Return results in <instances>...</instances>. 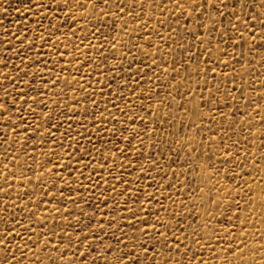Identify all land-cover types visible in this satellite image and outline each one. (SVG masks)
<instances>
[{"label":"snow or ice","instance_id":"obj_1","mask_svg":"<svg viewBox=\"0 0 264 264\" xmlns=\"http://www.w3.org/2000/svg\"><path fill=\"white\" fill-rule=\"evenodd\" d=\"M146 2L150 9L147 14L145 12V0H30V6H25L26 0H21V7L17 9V13L21 14V18H23L29 11L34 10L40 16V21L36 24V27L40 28L44 15L49 8L53 10L58 8L61 11L69 9L64 14L66 27L71 29L73 37H75L76 31L82 30L83 35L76 38L79 44H83L90 36L97 38L95 45L87 44L85 45V49H91V52L95 53L98 57V63L100 64L108 63L109 56H113L115 59L114 54L117 51V45H119L125 48L129 55L133 54L132 49H137L145 59L148 58L151 51V64L145 63V68H156L159 71L156 58L157 54L160 53L159 46L166 44L168 40H172L176 48L182 50V58L178 62L173 60V65H179L176 68L175 75L176 77H180L181 68L185 73L184 77H180L176 81V94L180 95V101L176 102L178 110L189 114L190 123L196 131H199L200 127L195 124L196 119L202 121L205 115H207L214 122L216 113L223 119L224 112L220 111V109L222 107L226 108L231 113L233 108H229V104L236 107L234 101L240 98V93L242 92V89L237 88L236 84V65H239L243 60L244 64L250 67L251 61L247 59L248 54H252L254 58L257 49L264 52V0H167V4L164 3V0H146ZM70 5L71 8H69ZM161 5H164V7L162 8ZM137 7L139 8V12H133L132 10ZM165 8H167L169 19L174 21V24L170 23L169 20L157 18L156 23L149 26V21L152 19L151 10L159 11L160 15H163ZM71 9H84V11L73 15ZM250 13L254 14L250 15ZM141 17H144L143 21H141ZM69 18H71L70 22ZM78 21H82V23L78 24ZM74 25L76 26L75 28H73ZM130 27L132 32H137V29L139 30L136 37L140 41L139 46L129 32ZM104 29H107L106 33ZM160 29H163L164 32H160ZM44 31L45 29L41 28V32ZM56 31H59V29H56ZM28 32L29 29L25 28L23 35H27ZM113 32L127 35L129 37L128 41L118 39L112 35ZM49 35H55V32H49ZM185 35L189 38L187 45L176 40L177 36L183 40ZM153 37L156 41L155 47L153 46ZM40 39L42 41L41 47L44 44H48L45 36L41 35ZM34 41L35 36H32L27 43L28 52H31ZM58 43L59 38H57L54 44L49 45L52 53L59 56V59L52 64L51 68L47 66L46 62L42 63V55H38L35 58L36 69L32 73L28 71L21 73L18 68H15V80H19L28 88L29 92L34 94L28 96L27 93L18 91L15 87L10 92L7 90L3 91V95L0 97V124L5 129L11 127L13 137L18 136L20 133H25L23 136V144L25 146L29 139L34 138L39 133L40 138L45 142L48 139H52L54 141L53 148H55L57 146L55 143L56 137L48 127H45L43 132L40 131L42 126L41 120L44 125H52V107H48V110L44 111L46 101L50 100L49 80H51V87L55 88L57 84L61 83V78L57 75L55 79H52L53 69H56L58 73L65 72V84L69 88H72L73 92L74 98L72 103L79 104V100L75 99L77 92L82 93L81 98L85 100L83 108H71L69 111L73 115L77 111H80L84 121L94 127L88 128L85 126V122L78 120L76 123L80 125V129L74 130L71 123H69L66 131L60 137L61 142L64 141L65 136L68 138L67 143L61 147L62 154L68 160H71L67 149H78L80 156L76 157V163L80 164L81 168H87L90 160L95 163L93 154L100 155L101 151L92 143L91 137L95 136L97 143L108 146L109 151L103 153L102 165L99 170L107 172L108 176L112 177V170L116 167L118 160L120 161L121 173L112 177V192L116 196H120V200H113L112 204H109V199H112L111 196H105L102 199V203L108 210L107 216L104 214V209L100 208L99 205L94 208L92 213L80 211L75 217H73L72 211L68 208H64L63 210L56 208L55 212L62 217V223H58L54 218L51 226H49L48 219L43 213L37 215L39 200L43 199L45 195L52 197L53 193L51 191L47 193L41 192L40 197L35 201V209H29L26 204L24 205L27 215H22L21 219L27 220V223H21L11 213H9V218L5 219L3 213L8 211V204L5 203L4 207L0 208V253H3L0 256V264H21L23 259H28V264H41L39 252L49 249V241L53 237L57 238V243L51 246V250L47 253L46 264H185L184 256L191 250L193 243L198 247L204 246L200 245L199 240L190 241L188 244L184 243V240L196 233V229L200 227L197 221V217L200 214L198 210L199 206L193 204L186 211V215L191 217L192 224L195 225L191 233L179 226L180 222L177 219V217L181 216L179 212H176L172 216V219H176V225L173 226L175 227V231H173L172 227L159 215L161 209H156L155 213L146 211L145 201H147V208L150 209L156 193L169 186L175 191V185H170L168 181H165L164 184L156 187L154 192H147L146 190L141 192L139 188L132 190L129 188V181L123 177V171L129 170L135 172L136 168H138V176L140 178L148 176L151 179H154L152 172L155 171L156 176L161 177V179L171 175L176 179V184H179V177L185 173L183 171L177 172L173 168V165L179 168L181 167V163H183L185 168H194L195 160L201 159L200 150L197 146L200 142H197L195 137H192L191 139L184 140L173 139L171 144H168L167 140H162L157 136L156 152L159 155H153L151 147L148 150V154L145 155L143 151L144 129L129 126L132 121L143 119L144 127L147 128L148 114L151 113V122L156 127L148 129V132L153 134L160 133L164 123L171 124V121L168 120L169 115H173L171 113V105H166L167 111L158 118L159 104L165 103V100L161 97L157 101L156 110L154 111L151 103L153 96L149 93V106L144 108L143 103L140 105V108L143 109L144 117H139L137 113H133L131 116L127 115L125 109L118 107L115 103V100L124 101V97L115 95L111 84L108 83V78L104 82L106 87H102L99 93L96 92L95 88L91 92L84 89L81 84L84 76L80 75V69L88 65L90 57L85 55L84 59L81 60L79 44L72 47V51L75 53L73 55L69 52L68 46L61 52L56 46ZM102 44L107 46L104 51L101 50ZM229 48H231V53L228 51ZM185 49L186 55H183ZM66 53L69 54L67 62H65ZM13 54L18 55L15 49H13ZM193 56H195V59H193ZM221 56L227 57V59L221 60ZM120 58H123V54H121ZM25 59H27L29 64L33 62L32 57H21V62H25ZM7 60L8 58L6 57L5 60L0 61V67H3ZM73 61H76V64H73ZM159 61L160 63H167L163 55L159 56ZM190 62L195 64V67L190 69ZM259 63L261 67H264V56H261ZM57 64L59 65L58 69ZM116 64H119V60H116ZM69 66L74 68L76 75L80 77L79 80H76L75 77L72 80L67 79V76L72 74L69 72ZM226 68L229 69L227 72L224 71ZM92 70L91 66H89L87 72L90 73ZM137 72L139 73L140 70L137 69ZM120 75V72L116 71V66L113 65L109 78L120 81ZM124 75H131V62L129 63V71L125 72ZM22 76H30L37 84L43 83V91L38 86L33 87L29 85L28 80H23ZM229 76L232 77L231 87L236 89V95H233L229 91ZM0 77L7 84L14 83L13 77L7 73H0ZM193 77H195L196 81L193 88H200L201 91L198 93L199 100L197 103L192 108H188L186 105L189 103V98L197 95L194 91H188V85L192 84ZM221 78H223L224 82L223 89L220 86ZM213 81H215V84H213ZM140 83H142V78L139 81H133L131 94H135L134 90ZM73 84L78 85V87H73ZM260 86L264 87V80L260 82ZM127 87V81L117 84V89ZM204 89H207V96L204 95ZM105 92L113 93V99L109 100L104 97ZM56 94L51 93V95ZM94 95L104 97L103 110L100 107L101 102L93 99ZM141 95H143V91ZM155 95L159 96V92L157 91ZM166 96L175 101V96L171 92L166 93ZM16 97H19V101L16 100ZM257 100H259V97H257ZM89 101L91 102L93 111L88 110ZM124 102L131 104V101ZM25 103L29 105L28 108H24ZM55 103L57 102H53V104ZM109 104H111L112 109H115L116 115H113L112 110L108 108ZM67 107L68 101L65 100L61 108L55 109L56 115L63 116V109ZM259 107L260 105L257 104V110ZM205 108L208 109L207 113L202 110ZM37 109L40 111H37ZM41 112L43 113L42 116ZM97 112L99 115H97ZM105 112H107V116ZM13 116L16 117L15 120L12 119ZM88 117H91V119L89 120ZM173 119H175L174 115ZM240 119H243V116H240ZM249 119H251V116ZM181 123L183 124V118H181ZM259 124L261 126L259 149H264V116L260 118ZM56 127H59V125H56ZM250 127H252L251 124ZM73 131L76 132L75 136L72 135ZM117 133H119V137ZM3 136L7 137L8 132L4 131ZM186 136L187 133H185ZM133 139H136L139 148L132 144ZM79 140L85 141L84 147L79 146ZM117 140H122L123 143L118 145ZM210 140L215 142V137H210ZM4 142L10 147L11 143H14V140L6 139ZM184 143L189 145L186 150L183 149ZM221 143L223 144V141ZM160 144L168 145L170 154L166 159L163 157V148L159 146ZM177 144L180 145V148L172 147V145ZM88 145L92 146L89 148ZM181 151L184 152V155H181ZM219 151L225 153L221 161L222 165L226 166L231 163L232 167L240 166L238 162V150L232 152L229 151L227 145H223ZM129 153L137 159L135 161L130 160ZM8 155L10 153L6 152L5 158ZM252 155V153H248L245 156V160ZM81 156L84 158L83 160H81ZM233 157H237V159H233ZM261 159H264V152L261 153ZM109 160H111V167L104 168L103 165L109 164ZM45 163H48V161H45ZM207 167L211 168V164L209 163ZM65 168H67V163L60 165L59 171H64ZM28 170L31 171L30 168ZM73 170L78 171L77 169ZM47 171L52 174L50 176V180L53 181L50 185L51 189H57L55 181L62 180L61 176L57 173V167L54 165L47 169ZM96 171V167L91 169V173H95ZM212 174L217 177L221 175L219 169H213ZM67 175L71 178L72 171H69ZM236 175L238 176L239 174ZM80 176L83 177V172H80ZM221 178L232 183H229L228 188L223 190L227 201L223 204L224 211H221L219 216L222 220L227 216L225 223L232 225L231 230L234 231L237 227L234 224V219L240 221L239 227H243L244 224L250 223L247 220V216L253 215L254 209L250 210L247 207L248 204L252 203L251 199L245 201L242 205L241 200L243 196L240 199H236L231 194L234 183L231 168H226ZM85 179L91 181L92 175H89ZM5 180H7V177H5ZM39 180L40 177L37 178V182ZM101 182L107 187L108 179L97 176L95 183L92 184V188L99 189ZM62 183L66 186L69 181L63 180ZM79 183L81 187H84L83 180H79ZM244 183L247 184V181H244ZM116 184H120V188H116ZM47 185L48 181H45V186ZM214 187L220 188L221 186L217 184ZM66 190L69 192L76 191L70 187L66 188ZM84 190L88 191L86 187ZM6 191V189L0 188V192ZM58 191H60L58 203H70L74 208L79 209V205L75 202L76 198L69 196L67 201H65L63 191ZM240 191L244 192V188H240ZM250 191L251 188L249 187ZM201 193H203V189H201ZM23 195L31 197V194L28 192H25ZM245 195H248V193H245ZM141 196L144 197V200H141ZM17 199L22 201L23 196ZM168 199L173 204H176L171 194H169ZM129 200H131L134 207H128ZM207 200L213 206H220L221 204V197L217 195L214 199L211 190L209 191ZM31 202L30 198L29 203ZM48 205L49 201L45 200L44 210L51 213L53 209L49 208ZM261 206L264 207V203ZM14 207L18 208L19 205H14ZM178 207L184 208L185 204L180 203ZM193 208H197V210L193 211ZM164 211L167 214V209H164ZM97 212L100 215L97 216ZM123 212H127V215L131 217L128 221L129 231H120L119 235H116V230L119 228V220L123 219V217L121 216L118 219V216L113 213ZM242 212H246L247 215L242 216ZM207 215L209 219L204 225L205 228L209 227L211 223L212 214ZM73 220L75 224H73ZM101 221H106V223H102ZM191 226L189 225V227ZM161 228L163 231L160 230ZM106 229H111L112 231L104 237L109 243L103 244L101 234L105 233ZM228 231L229 229L224 230L225 236H227ZM245 235V232H240L238 236L234 235L230 238L231 241H235L236 248L242 257L246 249L241 247L244 241L240 238ZM33 236H35V239H33ZM41 236L44 238L41 239ZM201 238L203 237L201 236ZM261 238L264 239V236ZM112 241H115V243H112ZM82 245L83 250H81ZM261 249L264 251V245H261ZM89 250L94 255H90ZM250 250L255 251L254 248ZM222 251L232 253V243L229 242ZM68 252L71 253L70 256L65 255ZM17 253L20 255L17 256ZM25 253H30L31 255L26 257ZM177 255L179 259L176 258ZM191 255L195 257L196 253L192 252ZM32 257H35V259L33 260ZM86 257L87 260L85 259ZM145 258L147 259L145 260ZM261 260L262 264H264V255L261 256ZM188 264H192L191 258ZM196 264H201V262L197 260ZM253 264H255L254 260Z\"/></svg>","mask_w":264,"mask_h":264},{"label":"rangeland","instance_id":"obj_2","mask_svg":"<svg viewBox=\"0 0 264 264\" xmlns=\"http://www.w3.org/2000/svg\"><path fill=\"white\" fill-rule=\"evenodd\" d=\"M164 3L167 4V0H164ZM25 6H30V0H26ZM20 7L21 0H0V61L5 60L6 57L8 58L5 65L0 67V73H7L14 79L13 84H7L3 81L2 77H0V97H2L3 91L7 90L10 92L13 87L18 91L27 93L28 96L33 95L34 93L29 92L25 85L19 80H15V68H18L21 73L24 71L32 73L36 69L34 60L38 55H42V63L46 62L47 66L51 68L52 64L59 59V56L58 54L54 55L52 53V49L49 45L54 44L57 38H59V43L56 46L60 51L63 52L64 48L68 46L69 52L74 55L75 53L72 51V47L79 44V41L76 38L83 35L82 30H80L76 31V35L73 37L71 35V29L66 27L64 14L68 12L69 9L61 11L58 8L55 10L49 8L44 15L41 27L37 28L36 24L40 21L39 14L33 10L29 11L26 16L21 18V14L17 13V9ZM161 7L163 8L164 5H161ZM69 8H71V5ZM71 10L73 15L84 11V9ZM132 11L139 12V8L137 7ZM149 11L150 9L145 0L146 14ZM151 14L152 19L149 21V26L154 25L157 18L169 20L170 23L174 24V21H171L168 17L167 8L164 9L163 15H160V12L155 10H151ZM252 14L254 13H250V15ZM70 19L71 18H69V22ZM143 20L144 17H141V21ZM29 21H31V23H29ZM80 23H82V21H78V24ZM75 27L76 26L74 25L73 28ZM25 28L29 29L27 35H23ZM41 28L45 29V31L41 32ZM56 29H59V31H56ZM104 31L106 33L107 29H104ZM138 31L139 30L137 29V32H132L131 27L129 29L130 34L139 46L140 41L136 38ZM49 32H55V35L50 36ZM160 32L163 33L164 30L160 29ZM41 35L45 36L48 40V44H44L43 47H41ZM112 35L124 41H128L129 39L127 35H122L118 32H113ZM32 36H35V41L32 45L31 52H28L27 43ZM176 40L185 45L189 43V38L186 35L183 40H181L179 36L176 37ZM96 42L97 38L90 36L83 44H79L81 49V60L84 59L85 55L90 57L88 65H85L80 69V75L84 76V80L81 81L84 89L91 92L92 89L95 88L96 92L99 93L102 90V87H106L104 82L105 79L108 78V83L111 84L115 95L123 96L124 101H131V104H126L122 100H115L117 106L124 108L126 114L129 116L133 115V113H137L139 117H144V112L143 109L140 108V105L143 103L144 108L149 106V93L153 96L151 103L154 111L156 110L157 101L161 97L165 100V103L159 104L158 118L167 111L166 105H171V113L175 116V119H173V115H169L168 120L171 121V124L167 122L164 123L160 133L153 134L148 132V129L156 127V125L151 122V113L148 114L147 128L144 127L143 119L134 120L129 126L136 127L137 129H144L143 151L145 155L148 154L150 147L153 151V155H159L156 152L157 136L162 140H167L168 144H171L173 139L184 140L191 139L192 137H195V140L200 142L197 146L200 150L201 159L195 160L194 168H185L183 163H181V167L179 168L173 165V168H175L177 172L183 171L185 173L179 177V184H176V179L171 175L165 176L161 179V177L156 176L155 171L152 172V177H154V179H151L148 176L140 178L138 176V168H136L135 172L129 170L123 171V177L129 181V188L132 190L139 188L141 192L145 190L147 192H154V189L161 184H164L165 181H168L170 185H175V191L169 186L156 193L150 209L147 208V201H145L146 211H152L155 213L156 209H161L159 215L163 217L164 221L167 222L170 227H172L173 231H175V227L173 226L176 225V219H172V216H174L176 212H179L181 214L180 217H177L180 222L179 226L191 233L195 225L192 224L191 217L186 215V211L187 208L191 207L193 204L199 206L198 210L200 214L197 217V221L199 222L200 227L196 229V233L185 239L184 243L188 244L190 241L199 240L200 245L204 246L198 247L193 243L191 250L184 256L185 264H188L190 258L192 264H196L197 260H199L201 264H253V260L255 261V264H262L261 256L264 255V251H262L261 245H264V239L261 237L264 236V207L261 205L264 203V159H261V153L264 152V149H259L261 143V126L259 120L264 116V87L260 86V82L264 80V67H261L259 61L261 56H264V52L257 49L254 58L252 54H248L247 59L251 61L250 67L245 65L243 60L239 65H236V84L237 88L242 89V92L240 93V98L234 101L236 107L229 104V108H233V111L230 113L228 109L222 107L220 111L224 112L223 119L218 113H216L214 122L211 121L207 115H205L202 121L196 119L195 124L200 126L199 131H196L190 123L189 114L179 111L176 103L177 101H180V95L176 94V81L179 80L180 77H184L185 73L181 68L180 77H176L175 75L176 68L179 67V65H173V60L178 62L182 58V50L176 48V45L172 40H168L166 44H161L159 46L160 53L157 54L156 57L159 71L156 68H145V63L149 65L151 64V51L149 52L148 58L145 59L137 49H132L133 54L129 55L126 49L119 45H117V51L114 54L115 59L113 56H109L108 63L100 64L98 63V57L95 53L91 52V49H85V45H95ZM153 46H156L154 37ZM106 47L107 46L102 44L101 50H106ZM13 49H15L18 55L13 54ZM173 49H175V51H173ZM193 51H195V49H193ZM228 51L231 53V48H229ZM237 51H239V49H237ZM121 54H123L122 59L120 58ZM68 55V53L65 54V62H67ZM161 55L165 57L167 63H160L159 56ZM183 55H186V49L183 51ZM21 57H32L33 62L29 64L27 59H25V62H21ZM193 59H195V56H193ZM220 59L224 60L227 59V57L221 56ZM116 60H119V64H116ZM130 62L131 75L125 76L124 73L129 71ZM72 63L76 64V61H73ZM113 65L116 66V71L121 74L120 81H115L109 78V73ZM89 66L93 69L90 73L87 72ZM189 67L191 69L192 67H195V64L190 62ZM58 68L59 65L57 64V69ZM137 69L140 70L139 73L137 72ZM228 70L229 69L227 68L224 69L226 72ZM69 72L72 74L67 76L68 80H72L74 77L76 80L80 79V77L76 75L74 68L71 66H69ZM57 75L61 78V83L57 84L55 88H52L51 80H49L50 100L46 101V108L44 109V111H47L48 107H52V125H44L41 120L42 126L40 129V131L43 132L45 127L49 128L52 134L56 137L55 143L57 146L55 148H53L54 141L52 139H48L45 142L40 138L39 133H37L34 138L29 139L25 146L23 144V136L25 133H20L18 136L13 137L11 127L5 129L3 125L0 124V188L7 190L6 192H0V208H3L5 203L8 204V211L3 213L5 219H8L9 213H11L21 223H27V220L21 219L22 215H27V212L24 210V205L26 204L29 209H35V201L40 197L41 192L47 193L51 191L53 193L52 197L45 195L43 199L39 200V211L37 212V215L43 213L47 217L49 226H51L54 218L58 223H62V217L55 212L56 208H60L61 210L68 208L72 211L73 217H75L80 211L84 213H92L94 208L99 205L100 208L104 209V214L107 216L108 210L102 203V199L105 196H111L112 199H109V204H112L113 200H120V196H116L112 192V177L120 175L121 173L120 161L118 160L116 167L113 168L112 177H109L107 172H101L99 170L102 165L103 153L109 151L108 146L97 143V138L95 136L91 137L92 143L101 151L100 155L93 154L95 163L90 160L87 168H81L80 164L76 163V157L80 156L78 149H67L71 160H68L63 156L61 147L67 143L68 138L65 136L64 141L61 142L60 137L66 131L68 124L71 123L74 130H79L80 125L77 124L76 121L79 120L85 122L80 111H77L73 115L69 109L83 108L85 106V100L81 98L83 94L77 92L75 94V99L79 100V104H73L72 100L74 97L72 88H69L64 80L66 73H58L56 69H53L52 79H55ZM141 78L142 83L135 88V94H131L133 81H139ZM22 79L28 80L29 85L33 87L38 86L41 91H43V83L37 84V82L33 81L30 76H22ZM124 81H127L128 87L117 89V84ZM195 83V77H193L192 84L188 85V91H194L197 95L189 98V103L186 105L188 108H192L199 100L198 93L201 89L193 88ZM213 84H215V81H213ZM231 85L232 77L229 76V91H231L233 95H236V89H233ZM220 86L222 89L224 88L223 78H221ZM73 87H78V85L73 84ZM142 91L143 95H141ZM157 91L159 92V96L155 95ZM169 92L175 96V101L166 96V93ZM51 93L57 94L51 95ZM204 95H208L207 89H204ZM104 97L112 100L113 93L105 92ZM104 97L98 95L93 96V99L101 102V110L104 108ZM257 97H259V100H257ZM16 100L19 101V97H16ZM65 100L68 101V107L63 109V116H57L55 109L61 108ZM53 102L57 103L53 104ZM257 104L260 105L258 110ZM28 107L29 105L25 103L24 108ZM33 107H35V105H33ZM108 108L112 110L113 115L117 114L115 109H112L111 104L108 105ZM88 110L93 111L90 101L88 102ZM202 110L205 113L208 111L206 108ZM37 111L40 110L37 109ZM42 115L43 113L41 112V116ZM97 115H99L98 112ZM105 115L107 116V112H105ZM240 116H243V119H240ZM250 116L251 119H249ZM181 118H183V124L181 123ZM12 119L15 120L16 117L13 116ZM88 119L90 120L91 117H88ZM97 123H99V121H97ZM250 124L252 127H250ZM56 125H59V127H56ZM85 126L88 128L94 127L86 122ZM109 127H111V125H109ZM4 131L8 132L7 137L3 136ZM185 133H187L186 137ZM72 135L75 136L76 132L73 131ZM117 136L119 137V133H117ZM210 137H215V142H212ZM6 139L14 140V143H11L9 147L4 142ZM221 141H223V144ZM121 143H123L122 140H117L118 145ZM132 144L139 148L136 139L132 140ZM33 145H35V147H33ZM223 145H227L229 151L236 152L238 150L239 167H232L231 163L226 166L222 165L221 161L223 160L225 153L219 150ZM79 146L84 147L85 141L79 140ZM91 146L92 145H88L89 148ZM159 146L163 148V157L166 159L170 154L168 151V145L160 144ZM172 147L180 148V145H172ZM188 147L189 145L187 143L183 144V149L186 150ZM245 149H247V151H245ZM6 152L10 153L7 158H5ZM248 153H252L253 155L245 160V156L248 155ZM181 155H184L183 151H181ZM80 158L81 160L84 159L82 156ZM129 159L135 161L137 158L129 153ZM233 159H237V157H233ZM45 161H48V163H45ZM65 163H67V168H65L64 171H59V166ZM141 163H143V161H141ZM209 163L211 164V168L207 167ZM54 165L57 167V173L62 178V180L55 181L57 189H51L50 185L53 181L50 180V176L52 174L47 171V169ZM93 167H96L97 169L95 173H91ZM103 167H111V160H109V164L103 165ZM29 168L31 171L28 170ZM226 168H231V173L234 177L233 191L231 194L235 196L236 199H240L243 196V199L241 200L242 205L245 201L251 199L252 203L248 204L247 207L250 210L254 209V214L247 216V220L250 223L244 224L243 227H239L240 221L234 219V224L237 225L234 231L231 230L232 225L225 223L227 216H225L223 220L219 216V213L224 211L223 204L227 201V197L224 196L223 190L228 188L229 183H232L221 178L223 177ZM73 169H77L78 171H74ZM213 169H219L221 174L220 177L212 174ZM69 171H72L71 178L67 175ZM169 171L171 170L169 169ZM80 172H83V177L80 176ZM41 173H43V175H41ZM236 174L239 175L237 176ZM89 175H92L91 181L85 179ZM97 176L108 179L107 187L101 182L99 189L92 188V184L95 183ZM5 177H7V180H5ZM38 177H40L39 182H37ZM63 180H68V185L65 186L62 183ZM79 180H83L84 187H81ZM45 181H48L47 186H45ZM244 181H247V184H245ZM217 184L221 187L215 188L214 185ZM68 187L73 188L76 191L69 192L66 190ZM85 187L88 191L84 190ZM115 187L120 188V184H116ZM249 187L251 188L250 192ZM240 188H244V192H241ZM181 189H183V191H181ZM201 189H203V193H201ZM58 190L63 191L65 201H67L69 196L76 198L75 202L79 205V209L74 208L70 203H58L60 195V191ZM210 190L213 192L214 199L217 195L221 197L220 206H213L211 202L207 200ZM25 192L30 193L31 197L29 195H23ZM245 193H248V195H245ZM169 194L172 195V199L176 201V204H173L168 199ZM20 196H23L22 201L17 199ZM30 198L32 200L31 203H29ZM45 200L49 201L48 207L53 209L51 213L44 210ZM141 200H144L143 196H141ZM180 203H184L185 207H178ZM14 205H19V207H14ZM128 207H134L131 200H129ZM164 209H167V214ZM196 210L197 208H193V211ZM113 214L117 215L118 219L121 216L123 217V219L119 220V228L116 230V235H119L120 231L128 232V221L131 217L127 215V212ZM207 214H212V216L210 226L205 228L204 225L209 219ZM96 215L98 216L100 213L97 212ZM241 215L245 216L247 213L242 212ZM101 222L106 223V221ZM133 223H135V221H133ZM73 224H75L74 220ZM189 225L192 226L189 227ZM157 227H159V225H157ZM225 229H229L227 236L224 235ZM160 230L163 231L162 228ZM111 231V229H106V232L101 234L103 244L109 243L104 237ZM240 232L246 233L244 237L240 238L244 241L241 247L246 249L243 257L237 250L235 241H231L230 239L234 235L238 236ZM201 236L203 238H201ZM43 238L44 237L41 236V239ZM33 239H35V236H33ZM229 242L232 243V253L222 251ZM56 243L57 238L53 237L49 241V249L39 252L41 264H46L47 253L51 250V246L56 245ZM112 243H115V241H112ZM252 248H254L255 251L250 250ZM81 250H83V245L81 246ZM192 252L196 253L195 257H192ZM89 254L94 255L91 250H89ZM2 255L3 253H0V256ZM19 255L20 254L17 253V256ZM30 255V253H25L26 257ZM65 255L70 256L71 253L68 252L65 253ZM176 258L179 259V256L177 255ZM32 259L34 260L35 257H32ZM85 259L87 260V257ZM146 259L147 258H145V260ZM21 264H28V259H23Z\"/></svg>","mask_w":264,"mask_h":264}]
</instances>
